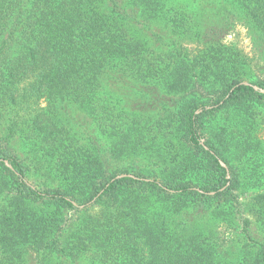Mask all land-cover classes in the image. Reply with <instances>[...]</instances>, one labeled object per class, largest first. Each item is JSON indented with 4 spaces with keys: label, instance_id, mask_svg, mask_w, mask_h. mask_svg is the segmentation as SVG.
Listing matches in <instances>:
<instances>
[{
    "label": "trees",
    "instance_id": "obj_1",
    "mask_svg": "<svg viewBox=\"0 0 264 264\" xmlns=\"http://www.w3.org/2000/svg\"><path fill=\"white\" fill-rule=\"evenodd\" d=\"M190 7L215 9L227 24L237 15L264 35V0H0V114L9 117L8 139L35 148L32 168L0 145V264H264V244L229 261L204 228L182 221L201 209L234 218L232 151L254 154L250 126L264 109V94L242 83L248 61L219 40L223 26L199 29ZM135 16L176 27L203 49L194 58L157 54ZM125 82L136 100L152 85L174 97V108L153 117L111 109L113 87ZM65 103L127 146L81 140L60 118ZM150 130L161 134L173 172L158 180L113 170L111 154H128L135 132ZM256 206L264 209V194Z\"/></svg>",
    "mask_w": 264,
    "mask_h": 264
},
{
    "label": "rangeland",
    "instance_id": "obj_2",
    "mask_svg": "<svg viewBox=\"0 0 264 264\" xmlns=\"http://www.w3.org/2000/svg\"><path fill=\"white\" fill-rule=\"evenodd\" d=\"M188 10L192 13L191 19L194 20H191L192 23L194 22L201 30L218 26L216 30L220 31L219 26H223L224 34L219 39L221 44L239 52L248 61L247 76L242 83L251 84L257 88V91L264 94L263 87L251 83L252 81H264V35L237 15L227 24L223 21L222 15L215 16L217 13L215 9L206 10L205 13L194 7L187 8L186 12H189ZM144 22L149 25L144 24ZM132 23L136 25L135 28H137L136 32L139 37L147 42L150 48L155 49L157 54L178 50L188 54L189 58H194L203 49V45L198 39H182L178 33L174 32V30H177L176 27H174V30H170L162 22L149 21L138 16H135ZM130 86L125 82L119 87H113L115 98H113V104L110 106L111 109L123 108L127 112L153 117L160 110L174 108L175 106L174 97L165 94L161 89L151 87L152 85L145 87L144 96L136 100ZM198 90L200 94H205L202 89ZM45 105L46 103L42 100L41 106L44 107ZM60 109V118L64 122L74 125L81 140L91 139V141L102 145L106 149L111 146L113 149V145L116 144L122 147L123 142L118 143L119 136H110L101 132L94 118L89 115V111L85 108L75 103H65ZM199 112L201 110L197 113ZM1 114L0 145L7 146L11 154L22 159L33 168L35 148H32L19 136L8 139L6 119L9 117L3 111ZM231 117L233 116L225 115L223 119ZM252 119L254 122L250 126L252 130L251 140L257 145L256 151L253 155L249 152L248 157L242 156L243 149L241 147H235L232 151V163L240 179V187L236 191L238 205L233 214L234 218L231 221L216 220L212 217L210 211L201 209L185 213V217L182 219L188 224H196L204 228L211 236V240L217 246L221 255L229 261L244 256L248 249L257 250L260 248V244H264V209L259 211L260 206H256L255 209L253 207L254 198L264 194V109H257ZM141 132H135L136 135L133 139L136 141V145L128 154L127 152L116 154V156L111 154V167H113V170L121 168L119 169L122 172L121 175L141 173L160 180L173 172V169H171L173 166L168 164L166 158L160 155L158 143L161 134L155 130ZM205 141L206 139H203L202 143L205 144ZM221 165L228 170L230 177L227 164L221 160ZM76 216L75 211L67 213L68 218H75ZM246 221L249 222L248 225ZM246 229L249 231L251 239L246 234Z\"/></svg>",
    "mask_w": 264,
    "mask_h": 264
},
{
    "label": "water",
    "instance_id": "obj_3",
    "mask_svg": "<svg viewBox=\"0 0 264 264\" xmlns=\"http://www.w3.org/2000/svg\"><path fill=\"white\" fill-rule=\"evenodd\" d=\"M243 84L249 85V84H247V83H243ZM254 88L257 90V88H256V87H254Z\"/></svg>",
    "mask_w": 264,
    "mask_h": 264
}]
</instances>
